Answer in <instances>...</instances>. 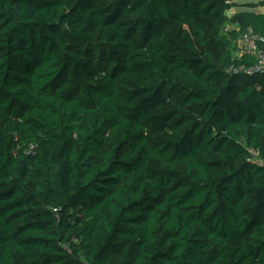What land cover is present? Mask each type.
Listing matches in <instances>:
<instances>
[{
  "label": "trees",
  "instance_id": "trees-1",
  "mask_svg": "<svg viewBox=\"0 0 264 264\" xmlns=\"http://www.w3.org/2000/svg\"><path fill=\"white\" fill-rule=\"evenodd\" d=\"M237 1L0 0V264H264Z\"/></svg>",
  "mask_w": 264,
  "mask_h": 264
},
{
  "label": "built area",
  "instance_id": "built-area-1",
  "mask_svg": "<svg viewBox=\"0 0 264 264\" xmlns=\"http://www.w3.org/2000/svg\"><path fill=\"white\" fill-rule=\"evenodd\" d=\"M237 53L241 57L248 54L254 57L256 64L251 72L262 73L264 72V38L254 32L252 28L245 30L239 37L237 42ZM255 156V152H252Z\"/></svg>",
  "mask_w": 264,
  "mask_h": 264
},
{
  "label": "rangeland",
  "instance_id": "rangeland-1",
  "mask_svg": "<svg viewBox=\"0 0 264 264\" xmlns=\"http://www.w3.org/2000/svg\"><path fill=\"white\" fill-rule=\"evenodd\" d=\"M237 3L242 4V5L253 4L254 6H257V7L256 8L241 7L238 9H234L231 12V14L234 12H240V11H248V12H254V13H258V14L259 13L264 14V6H263L264 0H238ZM235 56H238L237 52H235Z\"/></svg>",
  "mask_w": 264,
  "mask_h": 264
},
{
  "label": "bare ground",
  "instance_id": "bare-ground-1",
  "mask_svg": "<svg viewBox=\"0 0 264 264\" xmlns=\"http://www.w3.org/2000/svg\"><path fill=\"white\" fill-rule=\"evenodd\" d=\"M238 54V53H237ZM239 57V56H238Z\"/></svg>",
  "mask_w": 264,
  "mask_h": 264
},
{
  "label": "crops",
  "instance_id": "crops-1",
  "mask_svg": "<svg viewBox=\"0 0 264 264\" xmlns=\"http://www.w3.org/2000/svg\"><path fill=\"white\" fill-rule=\"evenodd\" d=\"M230 14H231V12H230Z\"/></svg>",
  "mask_w": 264,
  "mask_h": 264
}]
</instances>
